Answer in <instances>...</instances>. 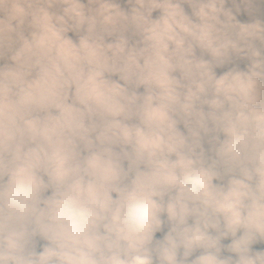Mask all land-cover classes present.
Wrapping results in <instances>:
<instances>
[{"label":"clouds","instance_id":"1","mask_svg":"<svg viewBox=\"0 0 264 264\" xmlns=\"http://www.w3.org/2000/svg\"><path fill=\"white\" fill-rule=\"evenodd\" d=\"M0 264H264V0H0Z\"/></svg>","mask_w":264,"mask_h":264}]
</instances>
